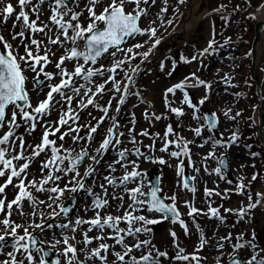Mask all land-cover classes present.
I'll return each mask as SVG.
<instances>
[{
    "label": "snow or ice",
    "instance_id": "snow-or-ice-1",
    "mask_svg": "<svg viewBox=\"0 0 264 264\" xmlns=\"http://www.w3.org/2000/svg\"><path fill=\"white\" fill-rule=\"evenodd\" d=\"M167 3L168 0H164V4ZM184 3L185 0H177V5ZM155 4L156 0H107L106 4H103L102 0H87L84 7L77 11L76 9L80 8V0H15V4L10 0H0V26L7 25L9 20L12 21L11 42L5 39L4 35H0V46H2L0 47V178H4L0 183V256L7 257L0 259V264H25V261L27 264H36L38 254L39 264H48L45 258L49 257V251L37 247L43 241L29 232V228L39 229L41 232L46 229H62L59 234L60 239H56L53 233L55 242L51 243L50 247L56 248L57 245L62 244L63 251L58 253V256H63L67 264H163L162 258L169 260L170 264L171 262L201 264V260L206 259L197 254L204 250L208 243L199 225H196L199 242L191 254H185V249L180 246L174 231L169 233L172 237V246L176 249L174 256L170 257L166 251H161L153 243L150 226L164 220L179 223L185 236L190 232L188 225L180 218L177 195L173 193L171 196H161L163 190L159 182L154 185L148 184L147 173L140 169L141 161L153 164L167 163L163 157L151 154L156 151L166 153L170 158L177 160L175 169L177 176L183 179L182 188L195 193L196 189L189 181L195 180L196 177L184 175L185 158L188 160L187 166L191 167L193 172L200 171L195 167L189 148V145L195 141L186 140L171 125L166 126L163 135L150 134L147 129L137 133L135 113H131L129 120L131 127H128L127 132L121 130L125 125L121 124L119 114L128 98L135 96L143 103L140 93L133 91L135 77L140 73L141 65L161 44V40L157 38L156 28L151 24L147 28L139 26L141 18L149 15V7ZM98 6L101 7L99 13L96 11ZM225 7L222 4L214 11L219 13ZM262 9L264 5L257 8V11ZM46 10V19H41ZM167 10L165 6L160 9V13ZM236 10H239L238 7ZM85 11L87 16L82 21L81 17ZM173 11L178 12V8H174ZM160 13L157 14V18ZM222 19L227 20V17ZM172 23V20L167 21L168 25ZM163 26L164 22L161 23V27ZM137 36H146L147 39L132 44L131 47H125L129 43V38ZM228 43L229 40H225L218 47L224 48ZM146 46H148L146 51H137ZM61 50V55L53 60L56 52ZM217 50L213 32L205 48L198 50L191 58L181 56L180 59L184 63H192L206 55H213ZM118 54H123V58L118 57ZM108 57L112 58L110 66L100 63L102 58ZM138 57L140 63L133 65L132 62ZM50 65L55 71L47 70ZM175 66L176 61H172L171 70L165 71L166 63L162 60L159 69L171 76ZM26 72L32 73L31 91H34L38 97L35 104L27 87L29 78L25 75ZM222 80L228 83L230 77L225 75ZM200 87L206 90L205 95L198 104H194L187 89ZM210 88V84L192 73L184 80L165 89L164 107L174 114L179 122L180 118L186 115L184 110L186 105L192 110V118L202 119L207 130L212 132L218 127L216 113L197 115L200 107L208 100L207 90ZM178 91L181 93L180 106L173 107ZM105 94L109 98L104 104H100L98 101ZM74 101L75 106H73ZM90 107L101 112L102 115L93 116L92 112L88 111ZM135 107L134 104L133 108ZM150 107V104L147 105L144 112L146 120L151 123L152 120L166 119L163 115L150 113L147 110ZM113 108L115 115H110ZM54 110H58V119H47ZM230 111L229 109L224 113L228 119L235 120L241 115L240 112L229 115ZM84 112L90 120L85 125H80L81 113ZM106 121L111 123L106 128L103 139L94 149L95 154H92L89 145L95 140L98 130ZM38 126L43 129L40 141L29 144L26 136H31ZM22 128L24 131L20 132ZM65 128L66 130L62 131ZM84 129L86 131L81 135ZM192 131L196 137L202 134L201 127H196ZM137 136L149 137L152 140L151 144L143 145L148 149L147 153L141 150L142 141L137 140ZM66 138L71 139L72 145H79L80 151L76 152L74 147L64 148L63 144L68 142ZM238 140V133L232 132L227 143L222 139L212 143L214 147H226L235 144ZM57 141L62 143L58 146ZM157 141L161 142L158 149ZM208 142V139H205L204 143L197 146L203 147ZM246 147L250 146L246 145ZM73 152H75L74 156ZM109 152L115 153V156L111 161L106 162L107 174L103 175L101 180L97 175L99 171L97 166ZM42 154L44 159L39 162V180L34 176L29 179L33 161ZM250 155L255 157L257 153L252 152ZM213 158L218 162L214 172L224 179L222 169L227 167L226 157H216L214 152H209L203 157L204 160ZM83 165L87 166L81 173L79 168ZM117 166L123 170L122 176L114 175L118 171ZM65 177L67 182L61 187L60 183ZM257 179L258 176L254 173L249 185ZM89 180L92 182L90 185L87 183ZM249 185L243 184L242 178L241 182L235 185L236 195L243 196L247 193L246 205L241 202L237 209H224L226 213L235 214L239 220L250 216L252 209L264 203V192H257V199L253 201ZM9 186L15 190L14 198L10 201L6 192ZM97 186L99 192L94 190ZM30 189H34L35 193L47 194V199H40ZM66 191L72 193L83 191L91 197V203L85 205V210H91L94 215L91 218L77 216L74 220L71 219L69 213L72 210L63 203H57ZM204 194L210 197L214 193L213 190L205 188ZM25 201L32 209L27 215L36 216L40 205L47 208H53L55 205L60 211L57 212L53 208V212L48 216L49 220L56 221L63 214L67 222L47 225L30 223L27 226L17 223L12 219L13 211H17L21 217L25 216ZM111 201L118 203L112 205ZM185 206L188 207V216L193 218L194 223L197 215H207L209 219L216 218L220 223H224L219 208H213L211 203L207 212L197 209L187 201ZM113 208L119 214L113 215L111 211ZM43 215L44 213L41 212V219ZM84 225L88 227L84 228ZM69 232H79L81 238L77 240L76 235H68ZM231 239L230 235L221 237L217 250L223 249V241ZM8 248H11V251H6ZM249 249L251 254L241 260V250ZM18 253L23 258H18ZM230 259L231 264H264V248L256 243L255 235L252 239L246 240L241 233L237 242L233 244ZM50 264H62V262L57 258L51 260Z\"/></svg>",
    "mask_w": 264,
    "mask_h": 264
},
{
    "label": "rangeland",
    "instance_id": "rangeland-1",
    "mask_svg": "<svg viewBox=\"0 0 264 264\" xmlns=\"http://www.w3.org/2000/svg\"><path fill=\"white\" fill-rule=\"evenodd\" d=\"M10 2L15 4V0H10ZM86 2L87 0H80V8L76 10L79 11L83 8ZM263 2L264 0H185L183 5H177V0H168L167 5H165L164 0H156V4L148 9L149 15L141 18L139 26L141 28H147L151 24L152 27L156 28L157 38L161 40V44L154 53L148 57V60L141 65V71L136 78L134 87L140 94L151 97L158 114L166 117V119L160 120L158 128H152L151 123L147 120V126L143 127L144 124H142V129L149 128L150 134L160 133L163 135L166 126L171 125L176 132L180 133V135L186 139L189 135V128L194 129L196 127H201V136L198 138L194 137L197 145L204 143L205 139L209 141L204 144L203 147H198L195 150H192L189 146L191 149V158L194 161L195 167L200 169L199 173L193 172V169L187 166L188 160L186 158L184 159L185 172L189 176L196 177L195 180H191V185L196 189L195 193L182 188L183 179L177 176L175 169L177 160L170 158L166 153H160L158 151L151 153L157 157H163V159L167 161L165 164H153L143 161L140 163V169L147 173V183L152 173L156 172L159 174L160 187L163 190L161 192L162 196H171L173 193L177 195V206L181 214L180 218L189 228L190 234L185 236L179 223H171L164 220L150 226L152 229L151 239L153 243L161 251H166L170 257L174 256L176 252V249L172 246V237L169 234L170 231H174L177 234L180 246L185 249V254H191L194 252L199 242V233L196 231V225H199L204 231L208 241L204 250L197 253L200 257L206 258L201 260L203 264H217L218 258L219 264H226L228 259H230L233 244L237 242V238L241 233L244 234L246 240L252 239L253 235H255L256 243L264 248V209L258 210V207L252 209L250 216L245 217L243 220H239L233 213H226L224 211V209L239 208L241 202L245 205L248 203L246 199L247 193L243 196L235 194V185L241 182V178L243 184L249 185L252 175L254 173L257 174L258 179L252 181L249 185V191L251 192L253 201L257 199V191L261 190V192H264V144H262L260 140L259 132L261 130L264 132V47L261 50L258 49L256 58L254 56L255 48H253L257 34L256 23L258 22L256 12L257 8H259ZM102 3L106 4L107 0H102ZM222 4L226 7L219 13L215 12L214 9L219 8ZM165 6L168 9L167 12L160 13V9ZM190 6L197 9V24L187 40H176L172 36V33L182 26V23L186 20L185 18L187 17L188 8ZM237 7L239 9L238 11L236 10ZM174 8H178V12H174ZM129 10H131L130 7ZM96 11L99 13L101 7L98 6ZM158 13H160L159 18H157ZM46 14L47 10L41 19H46ZM86 16L87 12L85 11L81 20L84 21ZM252 16L256 18L252 19ZM222 17H227V20L222 19ZM168 20H172L173 23L168 25ZM153 21H155V23H152ZM162 22H164L163 27H161ZM11 24L12 21L9 20L7 25L0 26V35H4L5 39L10 42ZM213 32L215 33L218 49L213 55H206L192 63H184L181 61V56L191 58L198 50L205 48L210 34ZM146 39V36H137L132 38L125 47H131L132 44L143 42ZM225 40H229V43L224 48H219L218 46L223 44ZM148 46H150V44ZM148 46L137 51H146ZM20 52L21 54L23 53L22 48ZM61 53L62 50L57 51L56 56L52 59H57ZM118 57L123 58V54H118ZM111 59V57L107 59L102 58L100 63L105 66H110ZM162 60H165L166 63L165 71L171 70L172 61H176L175 71L172 72L171 76L160 71L159 65ZM132 63L133 65L139 64L140 58L138 57ZM47 70L55 71L52 65H50ZM192 73H195L197 77L211 85V88L207 90L208 100L200 107L197 115L202 116L205 113H216L218 128L215 132H209L202 119L194 120L191 115L192 110L188 109L186 105L184 106L186 115L181 117L179 122L175 115L168 112L164 107L163 94L165 89L184 80L185 77L190 76ZM25 75L29 78L27 87L31 91L32 73L26 72ZM225 75L230 77L228 83L222 80ZM187 91L194 104H198L199 100L206 92L203 87L188 88ZM31 96L33 104H35L38 99L36 93L31 91ZM133 97L134 96H130L128 98L119 114L121 124L125 125V127L121 129L124 132H127L128 127H131L129 124L131 113H135L136 111V107L133 108V104H131ZM108 98L109 96L105 94L98 102L104 104ZM180 98L181 93L178 91L173 107L180 106ZM113 105H115V101H113ZM73 106H75V101L73 102ZM229 109L231 110L229 115H235L236 112H240L241 115L236 117L235 120L228 119L224 113ZM88 111H91L92 115L96 117L102 115L101 112L91 107ZM259 111L262 114L261 123H258L256 118ZM110 115H115L114 108ZM135 116L137 117L136 114ZM47 119L57 120L58 110H54ZM89 120L90 117L86 112L81 113L79 124L85 125ZM143 120H145L144 117ZM92 123H95V121H92ZM110 123L111 121H106L101 129L98 130L95 140L89 145V151L92 154H95L94 149L103 139L106 128ZM138 126V122L136 121L135 129H137ZM64 130H66V128L62 129V131ZM19 131L23 132L24 130L22 128ZM85 131L86 129L81 132V135H83ZM42 132L43 129L38 126L37 130L32 133L31 136H26V140L29 144L39 143ZM232 132H236L239 135V140L235 144L226 147L213 146L212 141L215 140L222 139L227 143ZM221 134H223V136H221ZM50 139H56V137H50ZM66 140L68 142L63 144L64 148L74 147L76 152L80 151L79 145H72L70 138H66ZM140 141H142V144L146 142L144 145L152 143L149 137H146V141ZM61 143L62 142L57 141L58 146ZM246 145L250 147H246ZM160 146L161 142L157 141L156 148L158 149ZM209 152H214L216 157L226 156L229 159L228 165L230 167L231 178H228L224 171H222V175L225 177L224 179H221L220 176L214 172V169L218 166L217 159H203ZM252 152L257 153V155L255 157L251 156L250 153ZM61 154L66 155V153ZM72 155L74 156L75 152H73ZM114 156L115 153L109 152L103 158L101 164L97 166L99 169L97 175H99L101 180L103 179V175L107 174L105 171L106 162L111 161ZM43 159L44 155L42 154L36 161H33L30 168L31 175L29 179L34 176L39 180V162ZM169 165L172 166L170 167ZM86 166L87 165L81 166L79 171L82 173ZM117 168L118 171L114 173V175L117 177L122 176L123 170L119 169V166H117ZM205 169H207V171H205ZM3 179L4 178H0V183L3 182ZM229 181H231V183H229ZM66 182L67 177L60 183V186L63 187ZM87 183L90 185L92 182L89 180ZM205 188L213 190L214 194L210 197L205 196ZM94 190L97 192L100 191L98 186L95 187ZM116 190L120 191V189ZM14 191L15 190L12 189L11 186L6 189L7 199L9 201L14 198ZM30 191L40 199H47V194L35 193L34 189H30ZM109 191L111 192V188ZM215 193H220V195H215ZM74 194L78 195L79 203L74 207L69 217L73 220L77 216L91 218L94 213L91 210L86 211L85 205L90 204L92 198L88 197L83 191L78 193L66 191L63 197H61V200L57 201V203H64ZM185 201L203 212L208 211V205L211 203L213 208H219L220 214L224 217V223H220L216 218L209 219L207 215H197L194 223L193 218L188 216V207L185 206ZM166 202L171 203V201ZM117 203L118 201H111L112 205ZM53 208L57 212L60 211L59 208H55V205H53ZM53 208L40 205L37 209V215L33 217L27 215L31 213L32 209L28 202L25 201L24 212L26 215L21 217L19 213L14 210L12 219L25 226L30 223H43L45 225L49 223H66L67 218L64 217H58L56 221L49 220L48 216L53 212ZM111 211L113 215L119 214L114 208ZM41 212L44 213L43 219L40 217ZM83 227L87 228L88 226L84 225ZM61 231L63 230L53 228L41 232L39 229L29 228V232H32L38 240L43 241L41 246L51 250L54 255L63 251L62 244L57 245L56 248L50 247V244L55 242L53 233H55L56 239H60L61 237L59 234ZM20 234H23L22 230ZM68 235H76L77 240L81 238L79 232H69ZM229 235L232 239L230 241H223L224 247L218 251L217 244L220 242V238ZM77 246L79 247L80 245ZM6 251H11V248L6 249ZM250 254V249L241 250L240 259L243 260ZM17 255L18 258H23L19 253ZM59 257L62 264H67L63 256ZM81 258L83 257L81 256ZM0 259H7V257L0 256ZM162 261L163 264H170L169 260H163L162 258ZM25 264H27V261H25ZM36 264H39V254L36 256ZM171 264H195V262H171Z\"/></svg>",
    "mask_w": 264,
    "mask_h": 264
},
{
    "label": "bare ground",
    "instance_id": "bare-ground-1",
    "mask_svg": "<svg viewBox=\"0 0 264 264\" xmlns=\"http://www.w3.org/2000/svg\"><path fill=\"white\" fill-rule=\"evenodd\" d=\"M262 5H264V2ZM188 9L189 10L187 13V17L185 18L186 20L182 23V26L180 28L176 29L172 33V36L176 40H180V41L187 40L188 36L194 30V28L197 24V18H198L197 17V11H196L197 9L193 8L192 6H190ZM256 17H257L259 25H257L258 26L257 35H256L255 44L253 47V48H255V51H254L255 58H256L258 49L261 50L264 47V25L261 24L264 22V9H262L261 11H257ZM137 76L135 77V81H136ZM254 76H255V74H254ZM133 91H136L135 87H133ZM140 97H142L143 103H141V100L135 96L132 98V102H131V104L136 105L135 114L137 115V117L136 116L135 117H136V121L138 122V125H139L138 128L135 129V131L137 133L141 132L142 130H145V129H142V127H141L142 124H144L143 127L147 126V124H146L147 120L145 118H144L145 120H143L144 112H145L147 105H149V104L151 105L150 108H147V110L150 113L154 112L155 114L159 115L157 110L155 109V104L153 103V99L151 97H149V96L147 97L143 94H140ZM256 118H257L258 123H261L262 114L260 113V111H259V114L257 115ZM159 125H160V121H155V120L151 121V127L152 128L156 129L159 127ZM147 130L149 132V128H147ZM259 132H260V140H261L262 144H264V132H263V130H261ZM188 133H189V135L186 138V140L195 141L194 137H196V136L194 135L192 128L188 129ZM137 139L146 141V137L137 136ZM144 144H146V142H144ZM144 144L141 145V150L147 153L148 149L143 147ZM189 146L191 147L192 150H195L198 148L196 141H195V143L190 144ZM257 192H261V190H259ZM257 209L263 210L264 209V203H262L260 206H258Z\"/></svg>",
    "mask_w": 264,
    "mask_h": 264
},
{
    "label": "water",
    "instance_id": "water-1",
    "mask_svg": "<svg viewBox=\"0 0 264 264\" xmlns=\"http://www.w3.org/2000/svg\"><path fill=\"white\" fill-rule=\"evenodd\" d=\"M261 24H264V22L263 23H261ZM132 38H129V41L131 40ZM209 115L211 114V113H208ZM218 128V127H217ZM217 129H215V130H213V131H216ZM221 157H226V156H221ZM226 162H227V167L226 168H223L222 170H224V171H226V173H227V176L229 177V178H231V173H230V167H229V160H228V158L226 157ZM185 176H188L187 174H184ZM160 177H159V175L158 174H153L152 175V177L151 178H149V183L151 184V185H154V184H156L157 182H159V184H160V179H159ZM189 183L190 184H192V181H189ZM160 195H161V193H160ZM76 202H77V200H76V196H74L72 199H69V200H67L65 203H64V206L65 207H67V208H69V209H73V207L75 206V204H76ZM167 203V202H166ZM61 216H63V214H61ZM166 221H169V220H166ZM40 246V244H38L37 245V247H39ZM44 250H46V249H44ZM47 251H49V253H50V255H49V257H46V259L48 260V263L50 264V262H51V260H53V259H60L59 257H58V255H56V256H53L52 255V251H50V250H47ZM201 264H203L202 262H201ZM228 264H231V260L228 262Z\"/></svg>",
    "mask_w": 264,
    "mask_h": 264
}]
</instances>
